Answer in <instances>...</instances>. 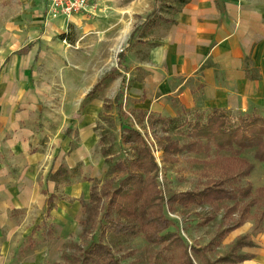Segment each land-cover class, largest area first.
Instances as JSON below:
<instances>
[{
  "label": "rangeland",
  "instance_id": "obj_1",
  "mask_svg": "<svg viewBox=\"0 0 264 264\" xmlns=\"http://www.w3.org/2000/svg\"><path fill=\"white\" fill-rule=\"evenodd\" d=\"M170 1L158 0V5L160 7L162 3ZM39 3L46 17L43 10L45 0ZM0 5H3L5 12L10 9L12 17H17L23 7L20 0H0ZM86 19L91 22H86L81 28L71 22L62 28L56 27L47 44V56L35 61L28 72L31 81L32 116L29 130L32 160L28 170L12 169L11 172L15 180L25 177L33 196L25 208L10 212L11 224L4 226L0 239L13 242L9 248L0 249V264H20L21 261L26 264H71L76 245L86 248L92 242L111 247L121 264H157L152 261V254L158 247L150 245L143 234L124 238L111 232L103 233L98 226L89 236L84 238L82 235V222L87 217L91 189L96 187L100 191L107 183L116 187L123 175L114 170V165L135 157L134 146L124 144L120 139L125 127L137 129L152 143L160 166L158 180L162 189L176 193L202 190L211 177L210 165L198 164L194 160L208 162L216 156L215 150L211 158L197 155L165 156L158 145L166 134L158 131L154 135L147 121L142 119L126 97L121 101L122 113L113 104L124 76L119 72V54L126 51L135 27L108 26L101 16ZM86 25L90 28L87 29ZM142 27L137 29L136 39L144 32ZM125 30L126 38L121 42ZM46 32L49 33L48 29ZM62 35H67V41L61 38ZM58 44L64 47L63 50L56 48ZM102 79L103 87L94 98L88 100L86 94ZM250 111L264 115V112L254 108ZM68 129H72L70 134ZM170 137L180 141L184 138L176 133ZM103 150L108 151L107 156L103 155ZM37 154L40 155L39 159L35 158ZM244 157L255 164V170L247 181H251L255 188L264 187V164L255 161L252 152H247ZM61 166L70 171L75 169L76 173L74 177L59 178V188L56 189L55 182L46 178L51 169L56 172ZM37 183H40V187ZM48 187L60 198L49 219V223L55 225L49 234L47 227L42 226L45 202L40 196L41 191ZM232 205V202H224L221 208ZM258 212L260 210L254 209L252 215ZM213 213L207 206H178L175 212L166 208L168 218L175 225L172 229L179 230L184 240L194 247H205L223 226L222 213L204 226V219ZM38 225L40 227L35 231L38 247L25 254L20 253L28 242L27 237ZM7 227L11 230L9 234L5 232ZM232 244V238L228 237L220 248L209 254L210 258L214 260L226 254Z\"/></svg>",
  "mask_w": 264,
  "mask_h": 264
},
{
  "label": "crops",
  "instance_id": "obj_2",
  "mask_svg": "<svg viewBox=\"0 0 264 264\" xmlns=\"http://www.w3.org/2000/svg\"><path fill=\"white\" fill-rule=\"evenodd\" d=\"M20 1L23 7L17 17H12L10 9L5 12L0 5V237L3 228L11 224L10 212L25 208L32 200V189L26 185L25 177L15 180L11 171L28 170L32 160L28 72L35 61L47 56V44L56 27L62 28L71 22L81 28L91 22L86 18L96 16L104 18L108 26L135 27L126 51H122L125 56L121 63L118 58L119 72L124 76L117 79L121 78L118 92L124 81L123 98L126 97L138 113L176 117L186 111L212 109L252 113L250 109L254 108L264 112V0H190L174 16L167 15L173 23H161L155 28L145 24L158 0H97L88 13L53 20L44 17L40 0ZM48 2L45 0L43 5L45 15ZM141 26L144 32L136 39L135 33ZM56 48L63 50L64 47L58 44ZM37 184L40 187V183ZM54 186L58 189L56 183ZM44 190L56 195V201L60 198L50 187L40 193L45 202L42 226L47 227L49 234L55 227L54 223H49L54 208L47 218ZM39 227L32 230L20 253L38 247L34 234L35 246L26 248L29 237ZM255 227L252 218L231 232L224 241L231 237L233 244L219 257L230 253L238 239L249 236L255 246L243 248L241 254L253 258L239 264H264V231L255 234ZM5 232L11 233L9 227ZM12 242L0 239V249L9 248ZM20 264L26 263L21 261Z\"/></svg>",
  "mask_w": 264,
  "mask_h": 264
},
{
  "label": "trees",
  "instance_id": "obj_3",
  "mask_svg": "<svg viewBox=\"0 0 264 264\" xmlns=\"http://www.w3.org/2000/svg\"><path fill=\"white\" fill-rule=\"evenodd\" d=\"M158 4V1H156ZM190 0H171L153 10L147 16L146 26L158 27L161 23L171 24L174 16ZM67 41V35H62ZM124 52L119 55L120 63ZM103 79L95 85L87 99L94 98L103 87ZM124 81L114 104L119 113L123 108L121 101L124 93ZM139 115L147 121L149 129L166 134L159 140L158 148L165 156L197 155L211 158L208 162L194 160L195 163L210 165L211 177L202 190L172 192L162 189L159 184L160 166L150 141L137 129L125 127L120 139L124 144L133 145L135 157L121 160L114 165V170L123 175L120 183L113 187L105 184L100 191L93 187L86 219L82 222V235L89 236L99 226L103 233L135 238L144 235L146 241L158 247L152 254L154 263L167 264H239L253 258L241 254L245 247H254L249 236L241 237L232 246L230 253L216 260H211L208 253L219 247L224 239L250 219L255 220V234L264 231V187L255 188L247 181L255 170V164L244 157L252 152L253 159L264 164V115L257 112L234 113L227 109L184 112L176 117L149 114L140 111ZM71 129H68V133ZM183 135V140L172 139L171 134ZM107 156L108 151L103 150ZM228 153L229 156H222ZM61 166L56 172L51 170L47 179L56 183L59 178L75 175ZM46 199V217L50 216L57 196L44 190ZM224 202L234 205L221 208ZM178 206L210 207L214 212L204 219L203 224L213 222L222 213L223 226L215 238L205 247L189 245L179 230H173L174 222L168 218L166 208L175 212ZM260 212L252 215V210ZM223 210V211H221ZM35 231L29 237L26 248H33ZM71 264H121L111 247L103 243L92 242L84 248L76 245V254Z\"/></svg>",
  "mask_w": 264,
  "mask_h": 264
},
{
  "label": "built area",
  "instance_id": "obj_4",
  "mask_svg": "<svg viewBox=\"0 0 264 264\" xmlns=\"http://www.w3.org/2000/svg\"><path fill=\"white\" fill-rule=\"evenodd\" d=\"M97 0H49L46 18L58 19L74 13H88L94 9Z\"/></svg>",
  "mask_w": 264,
  "mask_h": 264
}]
</instances>
